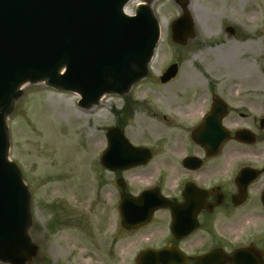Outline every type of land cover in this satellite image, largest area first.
<instances>
[{"label":"flooded vegetation","instance_id":"1","mask_svg":"<svg viewBox=\"0 0 264 264\" xmlns=\"http://www.w3.org/2000/svg\"><path fill=\"white\" fill-rule=\"evenodd\" d=\"M219 29L172 42L177 71L161 82L159 69L153 104L131 86L105 129L106 149L114 127L139 148L117 149L125 161L102 168L87 201L90 246L92 213L104 245L133 251L120 264L148 250L165 264H264V34Z\"/></svg>","mask_w":264,"mask_h":264},{"label":"rangeland","instance_id":"2","mask_svg":"<svg viewBox=\"0 0 264 264\" xmlns=\"http://www.w3.org/2000/svg\"><path fill=\"white\" fill-rule=\"evenodd\" d=\"M185 1L198 34L219 32L220 22L264 34V0ZM140 3L150 11L158 34L145 64L147 77L132 85V94L151 106L158 92L151 82L170 64V23L180 8L175 0H131L125 12L132 14ZM80 97L50 83L25 81L2 111L5 156L26 189L27 221L23 256L13 259L0 248V264H120L133 252L104 245V218L92 213L90 246L86 220L87 201L102 174L98 158L105 149V127L120 118L116 111L122 109V97L108 91L85 106Z\"/></svg>","mask_w":264,"mask_h":264},{"label":"water","instance_id":"3","mask_svg":"<svg viewBox=\"0 0 264 264\" xmlns=\"http://www.w3.org/2000/svg\"><path fill=\"white\" fill-rule=\"evenodd\" d=\"M126 1L0 0V248L13 259L25 252L27 196L5 156L2 111L27 80L45 79L76 90L82 96L80 104L86 105L104 92H122L141 76L157 38V25L145 5L134 16L125 15L122 6ZM179 4L182 14L171 24L175 42L193 34L186 1L179 0ZM174 71L171 65L161 81H168ZM118 136L115 128L110 150L100 156L101 165L114 167L121 160L115 149L125 148L117 145ZM127 145V149H136ZM165 256V251H147L141 259L157 264Z\"/></svg>","mask_w":264,"mask_h":264},{"label":"bare ground","instance_id":"4","mask_svg":"<svg viewBox=\"0 0 264 264\" xmlns=\"http://www.w3.org/2000/svg\"><path fill=\"white\" fill-rule=\"evenodd\" d=\"M42 82H43L44 84H47V83H48L46 80H44V81H42ZM91 146H92V145H91V142H89V143L87 144L88 149L91 150V149H92Z\"/></svg>","mask_w":264,"mask_h":264}]
</instances>
